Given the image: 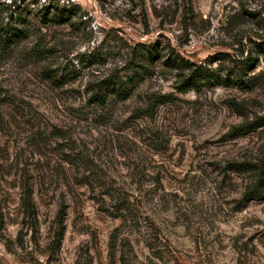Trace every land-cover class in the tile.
Returning <instances> with one entry per match:
<instances>
[{"label":"rangeland","instance_id":"1","mask_svg":"<svg viewBox=\"0 0 264 264\" xmlns=\"http://www.w3.org/2000/svg\"><path fill=\"white\" fill-rule=\"evenodd\" d=\"M8 25L25 35L0 41V264H264V190L234 164L263 157L264 124L231 132L264 123V0H0ZM148 44L128 95L92 101ZM174 52L231 82L179 90Z\"/></svg>","mask_w":264,"mask_h":264},{"label":"trees","instance_id":"2","mask_svg":"<svg viewBox=\"0 0 264 264\" xmlns=\"http://www.w3.org/2000/svg\"><path fill=\"white\" fill-rule=\"evenodd\" d=\"M55 15L61 18L60 14L55 13ZM18 17L19 15L16 16V18ZM15 22L16 24H18V19H16ZM18 26L8 25L3 28V33L0 35V41L2 42V44L10 46L14 41L19 40L22 36L25 35L24 29ZM256 44L260 48L259 51L264 52V41L258 42ZM143 49V52L141 48L138 49L136 52L137 56H134V58L130 60L129 64L127 65L128 73L125 77L122 78L120 76H113L112 74L100 79L93 88L94 91L91 95V100L103 103L109 96L125 97L126 95H128V93L134 86L133 82L137 81V77L142 78V74L140 73L138 68L143 66V62L151 61L152 57L156 56L157 54L155 45L148 44L147 46H144ZM255 58L256 57L249 56V59L247 60L232 59V61L234 62L233 66L235 68L234 73L238 84H243L246 82L243 81L242 77L245 73L244 70L251 64L250 60L253 61L255 60ZM166 64L169 67L183 70V72L179 74V82L177 84V88L182 91L189 88L198 90L204 86L227 84V82H231L228 80V77L230 76V74H233V70L229 69L226 74L227 77L221 76L219 73V68L217 66L212 67L211 65L207 64L194 63L193 61H190L175 52L167 57ZM262 124L264 123H262L261 120L242 122L233 126L231 132L232 134L247 133L261 126ZM234 164L256 172V179L253 184L250 185V187L247 189L245 195L249 197L262 195L264 190V155L259 161L239 162ZM23 206L27 210L33 209L32 191L27 187L24 190ZM62 228L63 229L59 231L57 236L59 240L57 247L60 245L63 237L64 227Z\"/></svg>","mask_w":264,"mask_h":264}]
</instances>
